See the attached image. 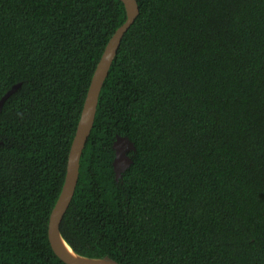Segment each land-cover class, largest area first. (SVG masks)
I'll return each mask as SVG.
<instances>
[{"label":"trees","instance_id":"1","mask_svg":"<svg viewBox=\"0 0 264 264\" xmlns=\"http://www.w3.org/2000/svg\"><path fill=\"white\" fill-rule=\"evenodd\" d=\"M60 233L119 264H264V0H136ZM121 0H0V264H66L48 220ZM133 144L116 177L117 137Z\"/></svg>","mask_w":264,"mask_h":264},{"label":"water","instance_id":"2","mask_svg":"<svg viewBox=\"0 0 264 264\" xmlns=\"http://www.w3.org/2000/svg\"><path fill=\"white\" fill-rule=\"evenodd\" d=\"M121 1L123 2L126 10V18L124 22L114 31V33L109 38L101 54V57L94 69L81 108L80 116L77 121L75 133L73 135L70 144L67 163H66V171L61 186V190L49 215L48 228H47V236H48L49 244L55 255L58 256L66 264H119L115 260H112L108 257L94 258V257H88L78 254L71 248V246L62 237L59 226L62 217L74 193V189L78 178L80 156L94 121L98 96L101 87L103 85L104 79L108 73V69L110 67L111 61L114 58L116 51L119 47L123 34L133 23V21L135 20L136 16L139 13V8L136 0H121ZM18 85L19 84L13 85L11 89L8 90L3 95V97L0 100V106L2 101L9 94H11L14 90L17 89ZM119 140H124L125 142H127V144H129L130 150L133 149L132 142H130L125 137L118 136L114 141L113 148L115 150V156L113 159V168L116 177H119L121 174L120 170H118L117 168V163H116V157H117L116 146ZM130 162H131V158L129 157L128 162H126V164L121 170L123 171L129 165ZM60 239H62L66 243V245L69 247V249L73 252V254L76 257L74 255L69 254L63 249V247L60 244ZM88 261H94V262H88Z\"/></svg>","mask_w":264,"mask_h":264},{"label":"rangeland","instance_id":"3","mask_svg":"<svg viewBox=\"0 0 264 264\" xmlns=\"http://www.w3.org/2000/svg\"><path fill=\"white\" fill-rule=\"evenodd\" d=\"M116 151H117V157H116V163H117V168L120 170L124 167L126 162H128L129 152H130V146L125 142L124 140H119L116 146ZM119 173V174H120Z\"/></svg>","mask_w":264,"mask_h":264},{"label":"bare ground","instance_id":"4","mask_svg":"<svg viewBox=\"0 0 264 264\" xmlns=\"http://www.w3.org/2000/svg\"><path fill=\"white\" fill-rule=\"evenodd\" d=\"M60 244H61V246L63 247V249L66 251V252H68L69 254H71V255H74L73 254V252L69 249V247L66 245V243L62 240V239H60ZM75 256V255H74ZM76 257V256H75ZM85 260V259H84ZM88 262H94V261H88Z\"/></svg>","mask_w":264,"mask_h":264}]
</instances>
